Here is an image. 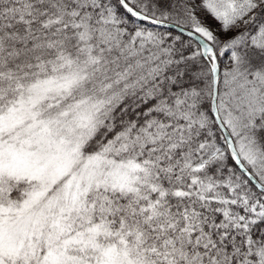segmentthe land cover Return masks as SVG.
<instances>
[{
	"label": "snow or ice",
	"instance_id": "obj_1",
	"mask_svg": "<svg viewBox=\"0 0 264 264\" xmlns=\"http://www.w3.org/2000/svg\"><path fill=\"white\" fill-rule=\"evenodd\" d=\"M0 264H264V0H0Z\"/></svg>",
	"mask_w": 264,
	"mask_h": 264
},
{
	"label": "rangeland",
	"instance_id": "obj_2",
	"mask_svg": "<svg viewBox=\"0 0 264 264\" xmlns=\"http://www.w3.org/2000/svg\"><path fill=\"white\" fill-rule=\"evenodd\" d=\"M203 15V14H202ZM207 22L211 24L212 26H215V22L211 20V18H207Z\"/></svg>",
	"mask_w": 264,
	"mask_h": 264
}]
</instances>
